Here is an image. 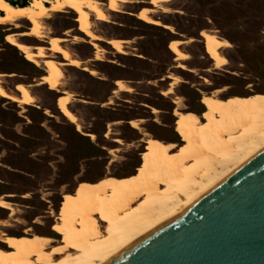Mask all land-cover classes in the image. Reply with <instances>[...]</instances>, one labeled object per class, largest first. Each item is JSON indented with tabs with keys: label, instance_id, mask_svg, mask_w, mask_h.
Instances as JSON below:
<instances>
[{
	"label": "rangeland",
	"instance_id": "rangeland-1",
	"mask_svg": "<svg viewBox=\"0 0 264 264\" xmlns=\"http://www.w3.org/2000/svg\"><path fill=\"white\" fill-rule=\"evenodd\" d=\"M96 1L106 19L91 12L93 40L78 30L79 16L72 10L41 19L40 38L27 35L34 26L25 20L0 26V86L17 100L15 87L21 84L33 99L25 106L0 98V201L11 208H0V234L20 237L29 229L62 241L56 218L64 198L83 182L137 174L151 149L148 137L184 148L174 114L195 113L203 124L204 96L233 100L264 94V0H167L156 6L124 0L115 12L107 0ZM142 7L158 29L132 16ZM162 30L180 42L185 59L175 60ZM201 32L229 44L219 51L224 67L214 68ZM6 35L32 52L45 48V58L33 65L10 47ZM50 38L62 39L60 46L80 65L71 67L47 51ZM108 40L121 41L122 53ZM46 59L59 63L62 73L54 91L40 84L48 75ZM59 96L67 97L84 135L58 110Z\"/></svg>",
	"mask_w": 264,
	"mask_h": 264
},
{
	"label": "bare ground",
	"instance_id": "bare-ground-1",
	"mask_svg": "<svg viewBox=\"0 0 264 264\" xmlns=\"http://www.w3.org/2000/svg\"><path fill=\"white\" fill-rule=\"evenodd\" d=\"M163 1H156V5ZM119 2L125 1L111 0L109 9L116 10ZM64 10H72L79 16L81 31L91 39H95L90 29L91 12L98 19H106L96 0H30L25 7H14L3 0L0 26L25 20L34 26L27 35L40 38L39 21ZM144 20L150 21L147 11ZM201 35L216 69L224 67L227 61L219 51L229 44L205 32ZM7 40L35 66L38 59L45 58L43 47L35 53L13 35H8ZM61 42L60 38L53 39L46 50L78 67L80 63L69 56L60 46ZM111 44L121 50L120 41ZM179 45L175 42L172 48L184 57ZM46 60L48 75L43 82L55 90L62 73L59 63ZM18 90L22 97L16 100L0 86V96L30 105L33 99L26 87L19 85ZM66 100L58 102V110L84 135ZM201 104L205 108L203 124L195 113L175 114L179 119L178 135L185 142L183 149L175 143L148 137L145 144L151 146L150 154L145 157V167L137 174L83 182L64 198L66 204L56 218L62 241L31 235L29 229L20 237L1 233L0 264H109L264 152V94L233 100L208 96L202 98ZM0 208L11 211L3 201ZM52 245L56 246L52 248Z\"/></svg>",
	"mask_w": 264,
	"mask_h": 264
},
{
	"label": "water",
	"instance_id": "water-1",
	"mask_svg": "<svg viewBox=\"0 0 264 264\" xmlns=\"http://www.w3.org/2000/svg\"><path fill=\"white\" fill-rule=\"evenodd\" d=\"M109 264H264V152Z\"/></svg>",
	"mask_w": 264,
	"mask_h": 264
},
{
	"label": "crops",
	"instance_id": "crops-1",
	"mask_svg": "<svg viewBox=\"0 0 264 264\" xmlns=\"http://www.w3.org/2000/svg\"><path fill=\"white\" fill-rule=\"evenodd\" d=\"M110 1L111 0H107V8H108V10L109 11H116V10H113V9H109V7H110ZM156 1H158V0H149V2L151 3V5L152 6H156ZM165 1H167V0H165ZM165 1H163V2H165ZM155 2V3H154ZM163 2H161V3H163ZM154 3V4H153ZM148 12L149 10H147V9H145V8H140L136 13H134L132 16L133 17H135V18H137L139 21H141V22H144V23H146V24H149V25H154V26H160L158 23H157V21H155V20H152V19H150V21H146V20H144V14H145V12ZM144 13V14H143ZM95 16V15H94ZM149 17V16H148ZM97 20H99V21H103V20H101V19H98L97 18ZM76 22H78V18L76 19ZM154 22V23H153ZM165 28H168L167 26H164ZM78 30L82 33V34H84L82 31H81V26H80V24H79V28H78ZM202 33V32H201ZM201 33H200V36L202 37V35H201ZM85 35V34H84ZM86 37H88L87 35H85ZM6 38H7V35H6ZM90 40H93V39H91L90 37H88ZM203 38V37H202ZM50 39H53V38H50ZM204 39V38H203ZM115 41H118V40H108L107 42L109 43V45H111L112 46V42H115ZM204 41H205V39H204ZM121 42V41H120ZM175 42H179V41H176L175 39H172V40H170V41H168L167 42V44H166V47L168 48V50L171 52H173L174 53V55L176 56L175 57V60H182V59H185V56H184V58H182L181 56H179L174 50H173V48H172V45L175 43ZM180 43V42H179ZM10 45V44H9ZM48 45H50V40L48 41ZM11 46V45H10ZM13 47V46H12ZM114 49H116L118 52H120V53H122L121 51H119V49L116 47V46H112ZM205 47H206V43H205ZM13 48H15V47H13ZM39 48H41V47H38V48H36V51H38L39 50ZM17 49V48H16ZM19 51V50H18ZM206 51L209 53V57H210V59L213 61V63L215 62L212 58H211V54H210V52L208 51V48L206 47ZM20 52V51H19ZM21 53V52H20ZM21 55H22V53H21ZM23 56V55H22ZM61 56V55H60ZM24 57V56H23ZM131 58H133V59H138V58H136L134 55H131L130 56ZM61 58H62V56H61ZM72 58V57H71ZM24 59H25V57H24ZM63 59V58H62ZM73 60H76V59H74V58H72ZM64 60V59H63ZM27 61V60H26ZM65 62H67L66 60H64ZM76 61H78V60H76ZM145 61V60H144ZM79 62V61H78ZM67 65H70L71 67H75V68H77L76 66H73L70 62H67ZM215 65H216V63H214V68L216 69V67H215ZM46 76H43L40 80H41V82H40V84L41 85H43V86H47L48 87V89L49 90H51V91H54V90H52L51 88H50V86L48 85V84H45L44 82H43V80H44V78H45ZM116 80H114V82H115ZM43 82V83H42ZM119 81H117L116 82V85L117 86H119L120 87V85H119ZM19 85H21V84H18V85H16V87H15V90L19 93V95H20V97H22V94L19 92V90H18V87H19ZM168 93L167 94H169L170 93V91H167ZM205 97H208V96H204L203 98H205ZM0 98H2V96H0ZM64 98H67L66 96H59V99H58V101H57V104H58V102L60 101V100H62V99H64ZM3 99H6V98H3ZM202 100V99H201ZM22 105H25V104H22ZM25 106H27V105H25ZM61 113V112H60ZM175 115V114H174ZM64 116V115H63ZM65 117V116H64ZM70 123V122H69ZM133 121H131L130 122V124H132L133 125ZM131 125V126H132ZM133 127V126H132ZM134 129H136V127H133Z\"/></svg>",
	"mask_w": 264,
	"mask_h": 264
},
{
	"label": "trees",
	"instance_id": "trees-1",
	"mask_svg": "<svg viewBox=\"0 0 264 264\" xmlns=\"http://www.w3.org/2000/svg\"><path fill=\"white\" fill-rule=\"evenodd\" d=\"M6 2H8L11 6H14V7H25L26 5H27V2H26V0H23L21 3H18L16 0H12V1H10V0H5ZM139 21V20H138ZM140 23H144V22H141L140 21ZM151 27H154V26H151ZM155 29H158L156 26L154 27ZM167 36H168V41H170V40H172L174 37L169 33V32H167V31H165V30H162ZM167 41V42H168ZM11 47V46H10ZM13 48V47H12ZM129 58V57H128ZM51 91V90H50ZM58 99H59V97H58ZM83 139H85V140H87V137H82ZM146 145V144H145ZM146 146H148V145H146ZM150 154V151H149V153L147 154V155H149Z\"/></svg>",
	"mask_w": 264,
	"mask_h": 264
},
{
	"label": "snow or ice",
	"instance_id": "snow-or-ice-1",
	"mask_svg": "<svg viewBox=\"0 0 264 264\" xmlns=\"http://www.w3.org/2000/svg\"><path fill=\"white\" fill-rule=\"evenodd\" d=\"M0 3H3V0H0Z\"/></svg>",
	"mask_w": 264,
	"mask_h": 264
},
{
	"label": "flooded vegetation",
	"instance_id": "flooded-vegetation-1",
	"mask_svg": "<svg viewBox=\"0 0 264 264\" xmlns=\"http://www.w3.org/2000/svg\"><path fill=\"white\" fill-rule=\"evenodd\" d=\"M10 1H12V0H10Z\"/></svg>",
	"mask_w": 264,
	"mask_h": 264
}]
</instances>
